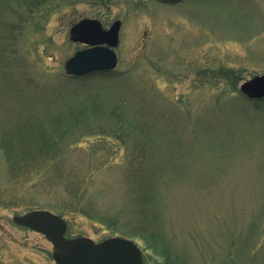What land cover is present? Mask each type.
I'll list each match as a JSON object with an SVG mask.
<instances>
[{"label":"rangeland","instance_id":"374dc122","mask_svg":"<svg viewBox=\"0 0 264 264\" xmlns=\"http://www.w3.org/2000/svg\"><path fill=\"white\" fill-rule=\"evenodd\" d=\"M87 18L122 22L119 63L71 77ZM263 74L264 0H0V148L44 133L81 193L44 188L32 162L13 178L1 150L0 264H56L14 221L32 210L67 238L131 239L144 264H264V99L240 90Z\"/></svg>","mask_w":264,"mask_h":264},{"label":"water","instance_id":"95a60500","mask_svg":"<svg viewBox=\"0 0 264 264\" xmlns=\"http://www.w3.org/2000/svg\"><path fill=\"white\" fill-rule=\"evenodd\" d=\"M177 4L184 0H159ZM120 20L105 30L96 19H83L69 31L70 40L87 47L77 51L64 65L68 76L113 71L118 66ZM241 92L249 99H264V74L245 81ZM16 224L42 234L53 245L52 257L57 264H144L141 248L131 239L111 237L100 243L86 237L67 238L66 220L49 210H33L15 216Z\"/></svg>","mask_w":264,"mask_h":264},{"label":"trees","instance_id":"16d2710c","mask_svg":"<svg viewBox=\"0 0 264 264\" xmlns=\"http://www.w3.org/2000/svg\"><path fill=\"white\" fill-rule=\"evenodd\" d=\"M40 6V3L37 4H32L30 6L32 9H35ZM110 72H105L102 74H106ZM94 75V74H93ZM90 76V75H88ZM235 75L231 73V71H227L225 74V78L231 79ZM85 77V76H83ZM76 78H82V77H76ZM33 135V140L35 141V144H29L26 142V145L28 149H11L9 150L8 148L6 149L4 146L0 148L1 152H4L5 157L10 161L11 163V174H13V178L16 179V176H14L17 172H19V168L22 165H28L30 162L34 163V166L30 165V172L35 173L36 176H41L42 178V183L41 185L44 188H51V187H59V188H66L68 191L70 190V193H74V196L78 197L80 196V187H79V182L76 179H71L70 174L66 171H69L66 167L63 166L64 161H63V156L60 155V150L56 151V147L54 145H57L56 142H49L44 137V133H39L38 135L40 136V139L42 142H38L37 136L35 134ZM25 145V141L22 140V145ZM21 145V147H22ZM0 152V153H1ZM15 159V162H12V160ZM18 162H16L17 160ZM43 159V160H41ZM40 160V162L38 161ZM64 167V168H63ZM32 168V169H31ZM29 172V173H30ZM15 173V174H14ZM70 177V180L68 178ZM137 177H141L138 175ZM12 178V179H13ZM11 179V180H12ZM14 181V180H13ZM72 183V184H71ZM75 183V184H74ZM79 194V195H78ZM138 199V197H136ZM88 212V211H87ZM121 221V219H120ZM118 218L114 220V225L117 226L118 223H121ZM142 231V229H139ZM115 233L116 231L123 233V235H128L129 232L121 231V230H114ZM117 232V234H118ZM136 236H141L139 234L134 233ZM142 236L147 237L146 233H144ZM151 237L155 238L154 235H151ZM166 253H163L162 255L166 256V261L165 264H172L173 262V257L171 252H167L166 250H163ZM175 259L178 260L179 264H189L188 258L187 257H180V256H175ZM174 262H177L176 260Z\"/></svg>","mask_w":264,"mask_h":264}]
</instances>
